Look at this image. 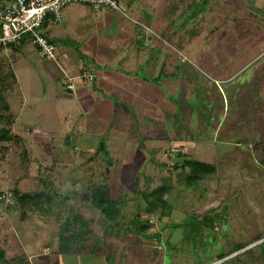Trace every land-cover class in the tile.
I'll return each mask as SVG.
<instances>
[{
  "label": "trees",
  "instance_id": "obj_1",
  "mask_svg": "<svg viewBox=\"0 0 264 264\" xmlns=\"http://www.w3.org/2000/svg\"><path fill=\"white\" fill-rule=\"evenodd\" d=\"M256 1L158 0L153 9V12L158 11L154 18L153 29L166 33L169 31L170 35L175 33L177 37V21H180V17H185L191 6L202 5L195 14L199 19L197 23L194 22L185 28L187 34L189 32L194 34L187 37L183 32L182 36H178V42L181 41V44L187 48L192 46L193 49L197 47L201 49V46L208 44V50H211L212 39L218 37L215 46L220 48L221 44L226 45L223 50L230 54V58L225 64H231L241 49L251 51L255 46L264 47V4L258 7ZM174 21L175 32L172 28ZM200 32H203L202 36L198 34ZM224 39L225 42L221 43ZM2 50L4 49L0 47L1 161L8 152L7 144L21 143V139L12 129L16 116L8 103L17 80ZM208 50L205 51L204 48L203 53L198 51L195 55L205 59L204 53L208 55ZM149 59L155 60L153 57ZM203 62L211 68V75H206L202 69H197L186 61L166 54L161 60L155 82L163 81L176 85L175 93L166 96L173 111L163 110L156 115L147 113L141 117L138 116V119L144 118L143 121L147 125L145 137L167 145L165 154L168 159L173 158L170 147L173 144L181 151L186 142L195 143L198 140L213 142L212 162L200 161L178 153L176 156L183 157L180 163L173 166L161 165L168 179H171L173 172L179 169L184 187L200 194L207 191L203 186L207 180L232 166L242 167L254 180L264 179V114L257 115L256 118L249 116V110L255 109H253L255 101H250L247 93L249 90L245 89L251 83L254 84V88L256 85L258 90L264 86V61L258 67V72L251 76L249 84L240 89L243 91L242 99H246L242 106L240 100L224 103L222 93H225V86L231 76L224 78L223 73H221L223 76L219 75L217 70L219 62L214 59L212 62L205 60ZM156 63L157 60L152 65ZM221 68L226 69L224 65ZM238 70L241 71V69ZM194 99L212 103V106L205 112L197 111L190 108L188 104ZM262 110V106L258 105L256 111ZM137 115L132 104L116 97L112 101L108 128L118 135L127 134L129 139L138 140L140 132ZM243 125H246L252 134H245L242 130ZM67 139H69L68 136L65 142ZM88 142L91 143L90 140ZM53 144L54 140L50 138L49 145L53 149L50 164L45 167L39 163L35 164L38 189L21 191L19 182L16 181L8 195L0 192V214L11 211L17 213L20 225L29 221L30 216L37 215L47 224L53 221L57 227L56 245L50 252L52 260L35 264H60L62 256L102 258L105 264H204L196 260L195 248L203 245L204 237L209 231H214V226L217 225L214 223L215 214L209 211L200 218L188 217L181 223L168 222L173 212V206L170 203L172 187L168 184H162L150 190L148 188L142 191L134 190L133 195L129 197L127 189L132 184L137 185L143 171L136 172L135 166L130 165L126 171L122 172L121 160L107 156L106 139H101L97 143L93 156L86 160L87 163H91L102 153L99 159L104 161L103 171L98 173L91 168V174L84 179V187L82 189L76 187L72 191L73 195L80 194L82 205L98 211L101 215L103 238L95 233L92 218L75 212L72 208L61 213L59 211L61 206L57 201L60 186L54 185L53 176L64 177V175L58 172L59 155L54 152ZM18 161L19 168L25 175L30 171V157L23 145L19 150ZM128 198L137 200L135 215L131 219V226L119 232L117 221L120 209ZM7 199H10L8 204ZM66 200L67 197H64L63 201ZM141 202L144 205L141 206ZM153 216L166 223L165 229H181V239L171 244L167 240L160 241V232L149 233L154 224ZM257 230L253 234H247L245 242L239 243L226 253L219 254L215 261L205 264L217 262L218 264H264V224L262 227L258 225ZM151 237L156 238V245L148 244L146 241ZM6 245H8L7 241L0 243V264H31L27 254L10 255Z\"/></svg>",
  "mask_w": 264,
  "mask_h": 264
},
{
  "label": "rangeland",
  "instance_id": "obj_2",
  "mask_svg": "<svg viewBox=\"0 0 264 264\" xmlns=\"http://www.w3.org/2000/svg\"><path fill=\"white\" fill-rule=\"evenodd\" d=\"M263 4L264 0L256 1L258 7H262ZM200 6H191L186 16L180 17V21H177V29L174 26L175 21L173 22V32H175V29L176 32L178 30L177 37L175 33L170 35L169 31L166 33L156 29V32H154L155 30L153 28L150 29L148 22H138L142 26L145 24L143 26L145 30L141 29L140 34L136 35L137 44L142 46L144 34L146 35V55H142L143 60L141 63L136 60L131 62L120 60L121 55L117 53L118 50L114 49V47H118V44L123 39L118 37L108 38L106 44H100L99 50L101 52L97 55L98 58L94 69L90 72L95 77L97 72L108 74L109 77L114 75V78L123 77L128 80L138 77L139 80L146 81L147 84L155 85L159 89V93L158 91L157 93L161 96V99L157 98L158 96L149 95L143 89L138 88V93H141V95L145 97L152 96V99L156 101V103L153 102L154 105L147 103L143 96L132 91L121 90V99L128 101V103L130 102L137 114L140 113L139 108L147 113L150 111L158 112L160 109H168L170 111L166 96L168 97L175 93L176 85L164 83L163 81L155 82L164 56L170 54L186 61L197 69H202L206 75H211L212 72L211 68L206 66L203 61L212 62L214 59V61L219 62L217 63L219 75H225L224 78L231 76L225 86V90L223 89L225 92L222 93L224 103L227 104L230 100H240L242 102L241 106L244 105L246 99H242L243 91H240V89L244 85L249 84L251 76L258 72V67L263 64L264 47L255 46L251 51L245 50L246 52L242 49L240 52H238L239 49L236 50L238 54L231 64H225L227 59L230 58V54L223 50L226 45L221 44L220 48L215 46L218 37L212 39L213 46L211 50H208V44L201 46V49L198 47L193 49L194 47L192 46L185 47L184 44H181V41L178 42V36H182L184 33L187 37L194 34L192 32L187 34L185 28L194 22L197 23L199 19L198 15L195 14L198 8H202V5ZM204 9L207 11L205 6ZM150 17V15L146 16L149 19ZM198 34L202 36L203 32ZM152 38L160 42L161 48L159 46H151V44L149 46ZM224 42L225 39L221 41V43ZM102 46L108 47L106 52ZM204 48L205 51L208 50L209 52L208 55L204 53L205 59L201 58L200 55H195V52L198 51L203 53ZM73 49L76 53L77 45H74ZM2 52L4 53L5 51L2 50ZM144 57L146 58L145 62ZM149 57H153L157 60V63L152 65L155 60H151ZM207 57L208 59H206ZM4 58L11 69L15 71L18 80V85L14 87L12 96L10 95L8 98V103L12 108V112L16 115V121L12 129L21 139V143L7 144L8 152L4 160H0L1 193H9L16 181L19 182L21 191L38 189L35 164L39 163L43 167L50 164L53 150L49 145L51 138L54 140V152L59 155L58 172L64 175V177L53 176L54 185L56 187L60 186L59 197L57 198L61 206L59 211L64 213L69 208H72L75 212H80L92 218L95 233L102 237L101 215L98 211L82 205L80 194L73 195L72 191L76 187H81V189L84 187V179L89 177L92 169L98 173L103 171L104 161L99 159L102 153L95 157L91 163H87L86 160L93 156L97 143L101 139H106L107 156L121 160L122 172L126 171L130 165L135 166L136 172L143 171V175L139 178L137 185L132 184L127 189L126 192L129 197L133 195L134 190L142 191L145 188L150 190L162 184H168L172 187L170 203L173 206V212L168 222L181 223L188 217L200 218L209 211L215 214L214 223L217 225L214 226L213 232L209 231L206 234L203 245L200 247L198 245L197 249L195 248L196 260L204 262V264L215 261L219 254L226 253L239 243L245 242L247 234L250 235L257 232L258 225L262 227L264 224V179L254 180L242 167L232 166L212 176L203 185L207 189L203 194L192 192L184 187L179 169L173 172L171 179L166 178L165 169L161 165L173 166L180 163L183 157L176 156L178 153L200 161L212 162L214 156L212 141L186 142L181 151L173 144L170 146L173 158L168 159L165 154L167 145L150 137H145L146 133L144 134V132L147 129V125L143 121L144 118L142 120L141 118L138 119V115L136 117L140 132L138 140L129 139L127 134L118 135L114 131L109 130L108 116L106 119L102 117L105 102L101 99V97L105 99L108 96L104 95L106 91L101 87H98L100 100L80 103L74 94L65 92L64 84L66 79L62 78V83L52 80L46 72H41L37 68L38 60L33 59V63L29 59L11 62L5 55ZM148 60L152 61V63ZM223 65L226 69L222 70L221 67ZM238 69H241V71ZM92 80L93 77L91 76V80L86 82L91 85ZM245 89L249 90L247 93L250 101H255L253 106V109H255L249 110V116L256 118L257 115L264 114V86L258 90V87L255 85L254 88V84L251 83ZM109 91L110 86L108 85L107 93ZM57 93H62L63 96L69 98L59 97ZM13 95L15 96L13 97ZM114 98L116 99V97H111V101ZM188 104L190 108L202 112L212 106V103L208 104L195 99L192 102L189 101ZM258 105L262 106V111H256ZM242 130L245 134H252V132L248 131L246 125L242 126ZM67 136L69 139L65 142ZM88 140L91 143H87ZM22 145L27 149L30 157V171L25 175L19 168L18 161L19 150ZM64 197H67L66 201H63ZM6 202L8 204L10 199H7ZM136 202L137 200L128 198L121 207L117 221L119 223V232L125 231L131 226V219L134 217L137 207ZM142 205H144L143 202H141ZM30 217L29 221L20 225L17 213L11 211L6 212V214L5 212L0 214V243L3 244L7 241L8 245H6V248L10 255L15 253L27 254L31 264L50 261L52 260L50 252L56 245L57 227L53 221L47 224L44 219L37 215ZM152 222L154 224L149 233L160 232L159 238L161 242L167 240V242L175 244L181 239V229H165L164 225L166 223L157 220L156 216H153ZM146 241L151 245L157 244V240L154 237L147 238ZM60 264L105 263L102 258L62 256Z\"/></svg>",
  "mask_w": 264,
  "mask_h": 264
},
{
  "label": "crops",
  "instance_id": "obj_3",
  "mask_svg": "<svg viewBox=\"0 0 264 264\" xmlns=\"http://www.w3.org/2000/svg\"><path fill=\"white\" fill-rule=\"evenodd\" d=\"M157 3L158 0H118L120 7L119 11H111L106 8H95L85 5H69L63 11L62 21L56 25H48L45 29L48 38L54 43L56 48V57L53 61L40 58L35 47L27 40L13 45L6 50L4 49L5 52L3 54L11 62L29 59L33 63V59L38 60L37 68L41 70V72H46L54 81H60L62 83V78H74L73 82L76 91L73 94L80 103L97 102L100 100L98 87H101L106 91L104 95L108 96L105 99L101 97L105 102L102 117L106 119L108 116L107 120H110L112 112L111 97L121 99V90L132 91L133 93L143 96L141 93H138V88H141L149 93V95L158 96L157 98L161 99V96L158 94L159 89L155 85L147 84L146 81H141L138 77L128 80L123 77L114 78V75H110L109 77L108 74L102 72H97V76L95 77V75L90 72L94 69L98 58L97 55L101 52L99 50L100 44H106L107 39L110 37L123 39L118 44V47H114V49L118 50L117 53L121 55L119 58L120 60L123 62L126 60L127 62L135 60L137 62L140 61L139 63L142 62V55H146V35L144 34L142 46L137 44L136 35H138V33L140 34L141 29L145 30L143 29L145 24H143V26L140 25L143 21L145 23L148 22L150 29L153 28L154 18L158 13L157 10L153 12V9ZM146 13H148L146 16H151L150 19L146 18ZM154 30V32H156V29ZM150 44L154 47H160V42L157 41V39L152 38L149 42V46ZM74 45H77L76 53L73 49ZM107 48L108 47H103L105 52ZM145 61L146 58L144 57V62ZM83 72L93 77L91 85L87 83L89 81L79 79V75ZM14 74L16 76L15 71ZM108 85L110 86L109 93H107ZM65 92L68 91L65 90ZM68 93L72 94L70 92ZM14 96L15 95H13V97ZM57 96L61 97L63 95L62 93H57ZM63 97L69 98L67 96ZM143 99H145L147 103L153 105L156 103V101L152 99V96H143ZM167 104L170 107V111L168 109H160L158 112L150 111L149 113L156 115L163 110L172 112V106L168 101ZM139 109V117L147 114V112L142 111L141 108Z\"/></svg>",
  "mask_w": 264,
  "mask_h": 264
},
{
  "label": "built area",
  "instance_id": "obj_4",
  "mask_svg": "<svg viewBox=\"0 0 264 264\" xmlns=\"http://www.w3.org/2000/svg\"><path fill=\"white\" fill-rule=\"evenodd\" d=\"M72 4L120 10L118 0H0V47L6 50L27 40L40 58L53 61L56 48L45 29L59 24L64 9ZM65 79V89L75 93L74 78ZM79 79L91 80V75L83 72Z\"/></svg>",
  "mask_w": 264,
  "mask_h": 264
}]
</instances>
